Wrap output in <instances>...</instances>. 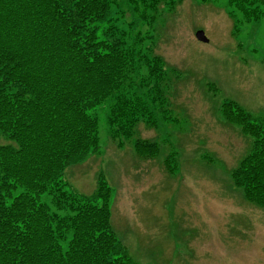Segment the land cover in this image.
Segmentation results:
<instances>
[{"label": "rangeland", "instance_id": "374dc122", "mask_svg": "<svg viewBox=\"0 0 264 264\" xmlns=\"http://www.w3.org/2000/svg\"><path fill=\"white\" fill-rule=\"evenodd\" d=\"M158 1L110 0L109 11L146 36L139 74H167L168 89L117 136L102 116L98 152L63 177L86 196L99 179L113 189L110 227L140 264H264V202L232 174L264 145V19H232V5L254 0Z\"/></svg>", "mask_w": 264, "mask_h": 264}, {"label": "trees", "instance_id": "16d2710c", "mask_svg": "<svg viewBox=\"0 0 264 264\" xmlns=\"http://www.w3.org/2000/svg\"><path fill=\"white\" fill-rule=\"evenodd\" d=\"M109 3L0 0V264H138L110 227L111 187L99 179L85 196L63 179L98 152L102 116L117 136L168 89L167 74H139L146 36L118 25ZM231 10L237 22L258 21L264 0ZM252 144L232 174L261 203L264 145Z\"/></svg>", "mask_w": 264, "mask_h": 264}, {"label": "water", "instance_id": "95a60500", "mask_svg": "<svg viewBox=\"0 0 264 264\" xmlns=\"http://www.w3.org/2000/svg\"><path fill=\"white\" fill-rule=\"evenodd\" d=\"M195 35L198 40L203 41V42L207 41L202 31H197Z\"/></svg>", "mask_w": 264, "mask_h": 264}, {"label": "crops", "instance_id": "0c3cea01", "mask_svg": "<svg viewBox=\"0 0 264 264\" xmlns=\"http://www.w3.org/2000/svg\"><path fill=\"white\" fill-rule=\"evenodd\" d=\"M111 224H112V221H111ZM112 227H113V224H112ZM114 229V228H113ZM127 247V246H126Z\"/></svg>", "mask_w": 264, "mask_h": 264}]
</instances>
